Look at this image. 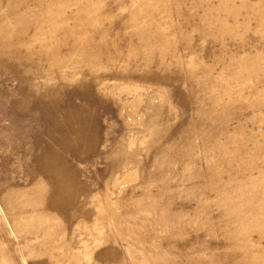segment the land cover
Segmentation results:
<instances>
[{
  "label": "rangeland",
  "instance_id": "1",
  "mask_svg": "<svg viewBox=\"0 0 264 264\" xmlns=\"http://www.w3.org/2000/svg\"><path fill=\"white\" fill-rule=\"evenodd\" d=\"M0 264H264V0H0Z\"/></svg>",
  "mask_w": 264,
  "mask_h": 264
}]
</instances>
